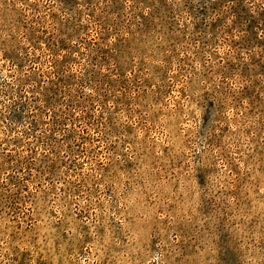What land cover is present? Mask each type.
I'll list each match as a JSON object with an SVG mask.
<instances>
[{
    "label": "rangeland",
    "instance_id": "rangeland-1",
    "mask_svg": "<svg viewBox=\"0 0 264 264\" xmlns=\"http://www.w3.org/2000/svg\"><path fill=\"white\" fill-rule=\"evenodd\" d=\"M0 264H264V0H0Z\"/></svg>",
    "mask_w": 264,
    "mask_h": 264
}]
</instances>
